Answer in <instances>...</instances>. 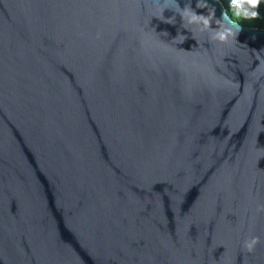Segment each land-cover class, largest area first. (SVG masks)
I'll return each instance as SVG.
<instances>
[{"label":"water","instance_id":"95a60500","mask_svg":"<svg viewBox=\"0 0 264 264\" xmlns=\"http://www.w3.org/2000/svg\"><path fill=\"white\" fill-rule=\"evenodd\" d=\"M208 2L0 0V264H264V28Z\"/></svg>","mask_w":264,"mask_h":264},{"label":"clouds","instance_id":"9594fccd","mask_svg":"<svg viewBox=\"0 0 264 264\" xmlns=\"http://www.w3.org/2000/svg\"><path fill=\"white\" fill-rule=\"evenodd\" d=\"M261 2L262 0H229V8L232 9L236 19L255 20L260 16L259 7ZM208 6V0H203V2L197 0L196 8L207 10ZM177 9L179 10L183 24L186 21L188 25L200 26L201 31H207L209 33V41L218 40L220 42H226L229 37L236 38L242 30L241 26L236 23V20L229 17L227 11L221 13L220 18H216L215 10L212 12L207 11V14L197 13L190 4L181 8L177 3ZM163 11H161V14H163ZM167 22L174 23V18L170 17L167 19ZM213 23L215 27L212 26ZM178 36L183 37L178 43H183L187 38L183 34H178ZM255 243L256 238H253L251 241L246 240L244 246L251 251Z\"/></svg>","mask_w":264,"mask_h":264},{"label":"trees","instance_id":"16d2710c","mask_svg":"<svg viewBox=\"0 0 264 264\" xmlns=\"http://www.w3.org/2000/svg\"><path fill=\"white\" fill-rule=\"evenodd\" d=\"M224 7L231 13L232 16L233 12L232 9L229 8V0H219ZM259 12H260V16L259 18L255 19V20H248V19H240L252 26H256V27H263L264 28V0H262L260 7H259Z\"/></svg>","mask_w":264,"mask_h":264}]
</instances>
